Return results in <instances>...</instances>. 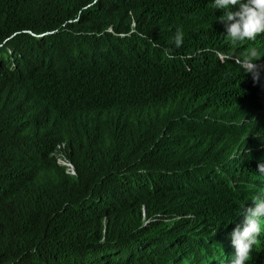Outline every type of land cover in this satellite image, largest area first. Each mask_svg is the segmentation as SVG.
Masks as SVG:
<instances>
[{
    "label": "trees",
    "instance_id": "1",
    "mask_svg": "<svg viewBox=\"0 0 264 264\" xmlns=\"http://www.w3.org/2000/svg\"><path fill=\"white\" fill-rule=\"evenodd\" d=\"M224 12L0 0V264H232L264 198V58L254 79L215 53L264 33L233 44ZM260 224L245 264H264Z\"/></svg>",
    "mask_w": 264,
    "mask_h": 264
},
{
    "label": "clouds",
    "instance_id": "2",
    "mask_svg": "<svg viewBox=\"0 0 264 264\" xmlns=\"http://www.w3.org/2000/svg\"><path fill=\"white\" fill-rule=\"evenodd\" d=\"M239 5L238 11L230 10V6ZM215 8L225 9L224 15L219 20L225 22L227 37L235 44L244 40H255L258 34L264 33V0H214ZM183 33L179 30L175 36V45L182 44ZM207 51V49H205ZM216 56L223 63L234 59L235 63L251 72L254 79L259 78L258 66L254 63L260 57L255 50L246 51L242 57L233 58L230 54L217 51ZM171 55L168 59H172ZM258 172L264 173V163L258 165ZM253 207L245 210L244 227L233 230L232 243L236 249L235 259L232 264H245L249 259L253 245L257 243V237L261 233L260 218L264 217V198L257 196L253 200ZM244 208V206H242Z\"/></svg>",
    "mask_w": 264,
    "mask_h": 264
},
{
    "label": "built area",
    "instance_id": "3",
    "mask_svg": "<svg viewBox=\"0 0 264 264\" xmlns=\"http://www.w3.org/2000/svg\"><path fill=\"white\" fill-rule=\"evenodd\" d=\"M64 146V143L58 144L56 146L58 151L57 161L66 167L67 172H69L70 174H75L73 165L71 164V162L65 159L64 153L61 151Z\"/></svg>",
    "mask_w": 264,
    "mask_h": 264
},
{
    "label": "rangeland",
    "instance_id": "4",
    "mask_svg": "<svg viewBox=\"0 0 264 264\" xmlns=\"http://www.w3.org/2000/svg\"><path fill=\"white\" fill-rule=\"evenodd\" d=\"M255 51L260 58H264V49L256 48Z\"/></svg>",
    "mask_w": 264,
    "mask_h": 264
}]
</instances>
